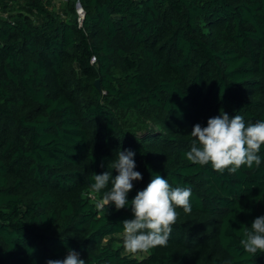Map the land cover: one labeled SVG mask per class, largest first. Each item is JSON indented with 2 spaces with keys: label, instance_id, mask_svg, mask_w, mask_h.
Masks as SVG:
<instances>
[{
  "label": "trees",
  "instance_id": "16d2710c",
  "mask_svg": "<svg viewBox=\"0 0 264 264\" xmlns=\"http://www.w3.org/2000/svg\"><path fill=\"white\" fill-rule=\"evenodd\" d=\"M221 111L264 121V0H0V264L69 249L86 264H264L240 245L264 215V146L235 174L186 159L193 126ZM124 150L143 177L129 201L155 174L191 189L166 246L127 252L130 207H96L93 174L115 177Z\"/></svg>",
  "mask_w": 264,
  "mask_h": 264
},
{
  "label": "clouds",
  "instance_id": "9594fccd",
  "mask_svg": "<svg viewBox=\"0 0 264 264\" xmlns=\"http://www.w3.org/2000/svg\"><path fill=\"white\" fill-rule=\"evenodd\" d=\"M190 151L186 159L200 166L211 165L214 171L235 174L242 166L251 168L261 165L259 155L264 146V121L245 123L242 115L229 116L221 111L220 115L210 117L206 126L199 123L192 128ZM132 150L118 151L117 158L108 165L112 171L93 174L91 188L102 193L96 207L105 210L114 205L116 210L131 209L132 219L121 222L123 226V246L129 253L147 252L157 246H166L170 239L172 226L179 213L191 212V189L189 187H172L168 180L159 174L153 175L145 188L137 191L129 201L128 194L134 188V182L143 179L136 171ZM109 183L111 187L108 188ZM106 191H102L105 190ZM240 245L249 255L256 257L264 254V215L254 219L250 230H245ZM46 264H86L75 250L69 249L63 259H49Z\"/></svg>",
  "mask_w": 264,
  "mask_h": 264
},
{
  "label": "built area",
  "instance_id": "2783aa9c",
  "mask_svg": "<svg viewBox=\"0 0 264 264\" xmlns=\"http://www.w3.org/2000/svg\"><path fill=\"white\" fill-rule=\"evenodd\" d=\"M60 1L63 2L64 0H60ZM76 12H77V14L79 16V22H80V20L83 17V11H82V9H81L79 4H77V6H76ZM92 64H94V60H92Z\"/></svg>",
  "mask_w": 264,
  "mask_h": 264
},
{
  "label": "water",
  "instance_id": "95a60500",
  "mask_svg": "<svg viewBox=\"0 0 264 264\" xmlns=\"http://www.w3.org/2000/svg\"><path fill=\"white\" fill-rule=\"evenodd\" d=\"M96 88L99 89V82L97 81L95 84Z\"/></svg>",
  "mask_w": 264,
  "mask_h": 264
}]
</instances>
